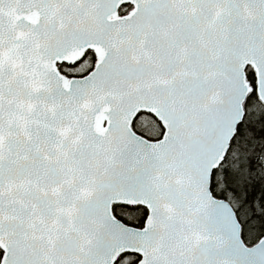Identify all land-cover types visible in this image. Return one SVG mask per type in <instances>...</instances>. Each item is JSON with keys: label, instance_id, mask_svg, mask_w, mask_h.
<instances>
[{"label": "snow or ice", "instance_id": "1", "mask_svg": "<svg viewBox=\"0 0 264 264\" xmlns=\"http://www.w3.org/2000/svg\"><path fill=\"white\" fill-rule=\"evenodd\" d=\"M0 264H264V0H0Z\"/></svg>", "mask_w": 264, "mask_h": 264}]
</instances>
